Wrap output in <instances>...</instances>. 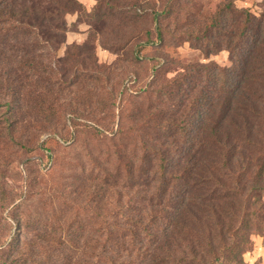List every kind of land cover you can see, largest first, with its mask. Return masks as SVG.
I'll list each match as a JSON object with an SVG mask.
<instances>
[{
  "label": "trees",
  "instance_id": "1",
  "mask_svg": "<svg viewBox=\"0 0 264 264\" xmlns=\"http://www.w3.org/2000/svg\"><path fill=\"white\" fill-rule=\"evenodd\" d=\"M169 2L160 13L135 0L129 7L132 23L150 13L158 23L157 41L165 42L161 18L171 15ZM55 5L61 15L82 7L78 0ZM35 17L18 0H0V108L10 111L13 134L25 117L39 120L41 130L58 128L60 100L48 96L55 90L60 95L62 86L41 78L47 73L42 44L55 37L41 39ZM209 20L189 28V38L204 46L207 57L227 50L231 66L191 64L162 78L157 64L151 85L130 93L113 86L106 101L105 89L96 86L97 110L108 117L94 118L92 126L109 138L115 160L113 170L105 165L99 170L104 185L118 186L113 193H98L97 200L108 195L110 212L104 215L102 201L97 203L94 231H88L86 218L68 214L69 205L62 211L51 243L43 237V263L248 264L244 256L253 248L252 235L264 230V12L258 16L228 1ZM133 36L121 46L143 61L141 49L154 44L152 35L146 32L145 41ZM30 73L40 86L31 84ZM128 95L136 100L131 108L122 106ZM72 110L80 114V108ZM88 205L76 203L78 210ZM17 249L7 250L3 264L27 259L21 236Z\"/></svg>",
  "mask_w": 264,
  "mask_h": 264
},
{
  "label": "rangeland",
  "instance_id": "2",
  "mask_svg": "<svg viewBox=\"0 0 264 264\" xmlns=\"http://www.w3.org/2000/svg\"><path fill=\"white\" fill-rule=\"evenodd\" d=\"M134 1L78 0L81 11L61 15L56 0H18V4L36 13L33 22L43 32L41 39L51 40V34L55 37L51 40L53 43L42 44L47 73L41 78L50 86L59 81L63 92L57 95L55 90L54 95L49 93L48 96L51 101L60 100L61 108L54 121L58 128L41 130L39 120L25 117V123L18 127L17 134H13L7 122L11 118L10 111L7 107L0 108V264L6 260V252L11 246L18 250L20 236L26 256H29L27 261L22 259L19 263L45 264L42 261L47 252L41 246H46L47 242L43 237L45 235L48 242L51 241L57 219L62 218V211L69 206L68 214L76 213L83 220L86 218L84 223L88 231L96 229L92 218L97 216L98 202L102 201V212L109 216L108 195L104 201L97 200L98 193H113L118 184L114 188H109L106 182L108 187L104 185V175L99 170L101 165L113 170L115 160L111 156L109 138L98 134L92 126L94 118L104 120L108 117L107 112L97 110L96 86L105 89L103 100L106 101L107 91L113 86L130 93L151 85L153 67L157 64L162 78H172L183 66L197 63L213 62L229 67L231 61L227 50L207 57L204 46L189 38V28L209 24L217 8L228 1H232L235 8L249 9L258 16L264 12V0H170L172 13L161 18L165 42L160 43L157 41L158 23L150 13H142L136 25L132 23L134 15L129 7ZM140 1L142 6L151 4L150 8H156L160 13L167 6V0ZM231 24H235L234 19ZM146 32L151 33L154 44L141 49V56L146 59L135 61L131 52L121 45L126 39H133L134 33L139 34L135 38L145 41ZM3 39L0 34V40ZM95 63L101 68L97 69ZM82 65L87 67L86 71L81 69ZM98 72L104 73L110 81H104ZM30 76L34 87L41 85L35 83L32 73ZM135 101L128 95L122 106L131 108ZM84 102L89 105L86 109ZM117 104H121L120 99ZM70 107L80 108V114ZM93 193L96 197L89 198ZM79 201L90 205L78 210L76 203ZM18 221L23 224L21 231H18ZM252 242V250L244 256L246 262L264 264V230L253 234ZM15 256L19 258L18 252Z\"/></svg>",
  "mask_w": 264,
  "mask_h": 264
}]
</instances>
